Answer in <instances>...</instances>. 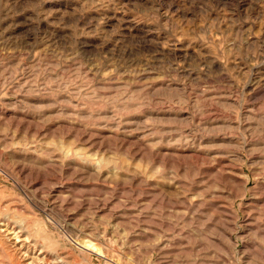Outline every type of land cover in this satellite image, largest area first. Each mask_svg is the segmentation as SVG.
<instances>
[{"label": "rangeland", "instance_id": "obj_1", "mask_svg": "<svg viewBox=\"0 0 264 264\" xmlns=\"http://www.w3.org/2000/svg\"><path fill=\"white\" fill-rule=\"evenodd\" d=\"M0 213V264H264V0H0Z\"/></svg>", "mask_w": 264, "mask_h": 264}, {"label": "bare ground", "instance_id": "obj_2", "mask_svg": "<svg viewBox=\"0 0 264 264\" xmlns=\"http://www.w3.org/2000/svg\"><path fill=\"white\" fill-rule=\"evenodd\" d=\"M244 174H245V173H244ZM245 175H246V178L249 179L250 176H249L248 174H245ZM247 179H246V181H247ZM0 214H1V213H0ZM1 216H2V215H1ZM7 216H9V215H7ZM10 217H11V216H10ZM1 221H2V220H1ZM17 221H18V220H17ZM1 223H2V222H1ZM21 224H24V223H21ZM19 225H20V224H19ZM19 225H18V226H19ZM26 226H27V225H26ZM12 228H13V227H12ZM0 229H1V227H0ZM24 229H25V227H24ZM24 229H23V230H24ZM1 230H2V229H1ZM4 230H6V229H4ZM7 230H8V229H7ZM10 230H11V229H10ZM13 230H14V229H13ZM11 231H12V230H11ZM11 231H10V232H11ZM0 232H1V231H0ZM4 232H5V231H4ZM8 232H9V231H8ZM2 234H4V233H2ZM2 234H1V235H2ZM13 234H14V237L16 238V241H19V240H20V235H19L18 231H17V232H13ZM3 237H4V236H3ZM21 238H22V236H21ZM24 238H25V240H26V239H27V236H25ZM6 239H7V238H6ZM34 239H35V238H34ZM8 240H9V238H8ZM25 240H24V241H25ZM11 241H12V240H11ZM33 241H36V240H33ZM12 242H13V241H12ZM30 242H31V241H30ZM14 243H15V242H14ZM33 243H34V242H33ZM27 244H28V243H27ZM41 244H42V243H41ZM7 245H8V244H7ZM7 245H6V246H7ZM28 245H29V244H28ZM20 246H21V245H20ZM20 246H19V247H20ZM17 247H18V246H17ZM28 247H29V246H27V248H28ZM43 247H44V246H43ZM27 248H26V249H27ZM56 248H58V247H56ZM30 249H31V248H30ZM34 249H35V248H34ZM7 250H8V249H7ZM28 250H29V249H28ZM55 250H56V249H55ZM57 250H58V249H57ZM26 251H27V250H26ZM46 251H47V250H46ZM40 252H41V251H40ZM49 252H50V251H49ZM56 252H57V251H56ZM9 253H10V252H9ZM23 254H25V253H23ZM28 254L30 255V253H28ZM44 254H45V252H44ZM64 254H65V253H64ZM26 255H27V254H26ZM49 255H50V254H49ZM62 255H63V254H62ZM16 256H17V255H16ZM23 256H24V255H23ZM23 256H22V257H23ZM37 256H38V255H37ZM52 256H53V255H52ZM54 256H55V255H54ZM11 257H12V256H11ZM26 257H27V256H26ZM31 257H32V256H31ZM31 257H30V258H31ZM42 257H44V255H43ZM47 257H48V256H47ZM49 257H50V256H49ZM55 257H56V256H55ZM37 258H38V257H37ZM37 258H36V259H37ZM52 258H53V257H52ZM34 259H35V258H34ZM38 259H39V258H38ZM43 259H45V258H43ZM53 259H54V258H53ZM58 259H59V258H58ZM60 259H61V258H60ZM31 260H32V259H31ZM31 260H30L29 263H31V262L34 261V260L31 261ZM40 260H41V258H40ZM45 260H46V259H45ZM49 260H51V259H49ZM55 260H56V259H55ZM23 261H24V260H23ZM36 261H37V260H36ZM36 261H34V262L37 264ZM46 261H48V259H47ZM53 261H54V260H53ZM57 261H60V260H57ZM26 262H28V261H26ZM42 262H43V261H42ZM45 263H46V262H45ZM48 263H49V262H48ZM59 263H60V262H59ZM31 264H32V263H31ZM41 264H43V263H41ZM53 264H55V263H53ZM61 264H62V263H61ZM65 264H66V263H65ZM68 264H69V263H68ZM71 264H72V262H71ZM73 264H74V263H73Z\"/></svg>", "mask_w": 264, "mask_h": 264}]
</instances>
